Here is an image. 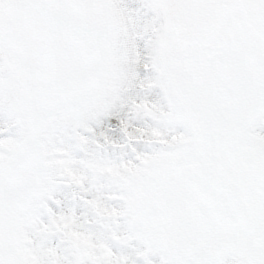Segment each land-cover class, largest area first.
<instances>
[{
    "label": "snow or ice",
    "instance_id": "1",
    "mask_svg": "<svg viewBox=\"0 0 264 264\" xmlns=\"http://www.w3.org/2000/svg\"><path fill=\"white\" fill-rule=\"evenodd\" d=\"M0 264H264V0H0Z\"/></svg>",
    "mask_w": 264,
    "mask_h": 264
}]
</instances>
